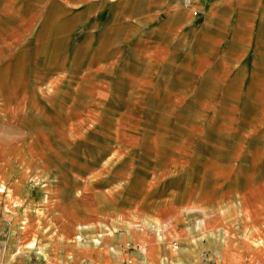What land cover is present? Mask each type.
<instances>
[{
	"label": "crops",
	"instance_id": "crops-1",
	"mask_svg": "<svg viewBox=\"0 0 264 264\" xmlns=\"http://www.w3.org/2000/svg\"><path fill=\"white\" fill-rule=\"evenodd\" d=\"M26 110L39 154L98 138L130 222L168 202V232L223 197L245 216L264 205V0H0V146H27Z\"/></svg>",
	"mask_w": 264,
	"mask_h": 264
},
{
	"label": "rangeland",
	"instance_id": "rangeland-1",
	"mask_svg": "<svg viewBox=\"0 0 264 264\" xmlns=\"http://www.w3.org/2000/svg\"><path fill=\"white\" fill-rule=\"evenodd\" d=\"M25 112L27 146L15 131L0 146V264H264V205L244 216L236 198L223 197L182 211L181 226L167 232L175 209L166 202L160 218L130 222L123 213L135 201L97 168L98 138L48 137L58 153L39 154L44 142Z\"/></svg>",
	"mask_w": 264,
	"mask_h": 264
}]
</instances>
